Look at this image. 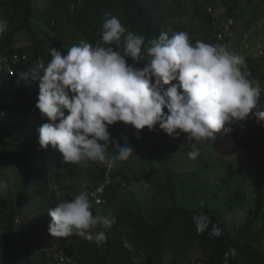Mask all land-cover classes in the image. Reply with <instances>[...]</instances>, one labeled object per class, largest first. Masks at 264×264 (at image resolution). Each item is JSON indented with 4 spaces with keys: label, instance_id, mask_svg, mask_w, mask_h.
Listing matches in <instances>:
<instances>
[{
    "label": "trees",
    "instance_id": "trees-1",
    "mask_svg": "<svg viewBox=\"0 0 264 264\" xmlns=\"http://www.w3.org/2000/svg\"><path fill=\"white\" fill-rule=\"evenodd\" d=\"M37 1L0 0V19L8 22L7 32L0 36V181L8 188L6 196L0 195V264H192L196 249L202 253L200 264H264V121L258 124L250 115L227 125L236 146L247 150L260 166L252 191L243 168L232 164L217 179L158 168L147 179L136 177L124 184L115 180L106 188L101 205L89 199L94 215L116 217L104 242L77 235L54 237L48 230V209L74 198L69 191L76 179L91 186L101 183L108 164L68 163L51 146L42 148L37 129L49 121L36 108L38 82L29 85L18 77L40 61L46 65L52 48L66 55L81 40L102 44L106 12L146 41L161 32L171 37L184 31L192 44L202 40L225 45L219 37L225 25L233 20L231 29L236 33L240 5H251L252 0H51L48 8ZM19 38L28 44L15 47ZM111 46L116 50L115 44ZM233 49L239 51V46ZM127 62L137 67L145 63L131 58ZM256 64L246 57L242 70L263 87L255 80ZM259 106L264 110L263 95ZM122 124L108 126L110 139L120 144L125 138ZM17 140L20 144L15 147ZM115 154L109 145L106 156ZM143 182L151 189L147 197L132 190ZM201 217L209 221L203 232ZM46 236L48 247L41 245L34 253L32 243L39 239L43 244Z\"/></svg>",
    "mask_w": 264,
    "mask_h": 264
},
{
    "label": "clouds",
    "instance_id": "clouds-1",
    "mask_svg": "<svg viewBox=\"0 0 264 264\" xmlns=\"http://www.w3.org/2000/svg\"><path fill=\"white\" fill-rule=\"evenodd\" d=\"M104 16L102 44L81 40L66 55L52 48L46 65L40 61L18 73L29 85L38 82L36 108L49 121L37 129L42 148L59 151L64 162L100 161L111 167L134 153L126 138L123 145L110 139L108 126L118 121L133 126L137 139L139 130L152 131L158 125L168 136L185 133L195 142L213 140L222 129L231 132L225 125L250 115L258 124L264 121L259 106L262 90L242 70L245 59L238 51L202 40L192 44L184 31L171 37L161 32L146 41L127 31L111 13ZM7 30V20L0 19V36ZM128 58L145 63L137 67ZM109 145L116 150L111 158L106 156ZM199 154L195 146L187 153L192 159ZM91 207L86 191L57 203L47 211L49 233L104 242L116 217L94 215Z\"/></svg>",
    "mask_w": 264,
    "mask_h": 264
},
{
    "label": "rangeland",
    "instance_id": "rangeland-1",
    "mask_svg": "<svg viewBox=\"0 0 264 264\" xmlns=\"http://www.w3.org/2000/svg\"><path fill=\"white\" fill-rule=\"evenodd\" d=\"M51 4V0L37 1V5L41 8H48ZM244 9L248 12H246V17H242ZM239 10L240 16L236 19L237 27L236 33H234V35H237L235 42L239 46L238 52L244 59L251 56L257 63L255 80L257 83H261L264 88V0H252L251 5L243 2ZM248 24L251 26H248ZM195 27L198 28V25L196 24ZM26 44L28 42L19 38L16 41L15 47L18 48ZM121 126L125 132V138L132 146L134 153L128 160L118 161L114 165L113 173L116 174L114 181L116 180L118 183L124 184L128 180L136 181V177L147 179L158 168H169L182 173L196 172L203 177L217 179L225 175L227 165L232 164L235 167L243 168L246 174L247 186L252 191L253 182L259 175L260 166L253 163L248 151L239 149L234 143L231 133H226L223 129L215 134L213 140L195 142L188 140L185 133H181L178 138L168 136L158 125L152 131H149L147 128L139 130L140 138L137 139V130L135 129L133 132L130 130L133 126L126 124H122ZM225 127L227 128L228 126L225 125ZM19 144V140L13 143L15 147ZM194 146L199 148L200 154L197 158L192 159L187 153ZM70 185L71 190L69 192H72L74 197L83 191L80 179H76ZM132 190L139 193L141 197H147L151 194V189L144 182L136 183L132 186ZM7 191L8 188L6 186L0 187L1 196H6ZM241 217L242 215L239 214V220H241ZM30 219H32L31 216ZM200 219L199 229L203 232L208 227L209 221L206 218L204 221ZM25 232L27 234L29 231L26 230ZM215 233L220 235L221 231L217 228ZM41 245L48 247V236H46L43 244L39 242V239L35 240L32 243L31 250L37 253ZM60 255L62 256V253ZM191 259L192 264H200L202 253L199 249L193 252ZM66 264L76 263L69 262Z\"/></svg>",
    "mask_w": 264,
    "mask_h": 264
},
{
    "label": "built area",
    "instance_id": "built-area-1",
    "mask_svg": "<svg viewBox=\"0 0 264 264\" xmlns=\"http://www.w3.org/2000/svg\"><path fill=\"white\" fill-rule=\"evenodd\" d=\"M233 25L234 21L229 20L225 25V31L219 37L222 41L225 42V45L229 48L230 51L236 53L235 49H233V43L235 42L237 35H234L235 31L231 29ZM227 38L229 39V43H226ZM260 88L262 90L260 95L264 96V89L262 87ZM113 170L114 166H108L105 174V179L99 184L91 186L89 185V183H84L82 185V190L88 192L89 199L93 201L94 204L101 205L104 202L103 195L106 191V188L114 182Z\"/></svg>",
    "mask_w": 264,
    "mask_h": 264
},
{
    "label": "water",
    "instance_id": "water-1",
    "mask_svg": "<svg viewBox=\"0 0 264 264\" xmlns=\"http://www.w3.org/2000/svg\"><path fill=\"white\" fill-rule=\"evenodd\" d=\"M201 221H204L205 220V218L204 217H201V219H200Z\"/></svg>",
    "mask_w": 264,
    "mask_h": 264
}]
</instances>
